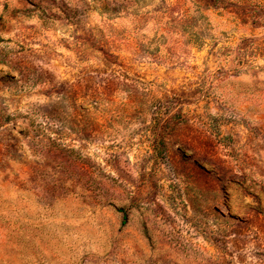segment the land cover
Wrapping results in <instances>:
<instances>
[{
  "label": "rangeland",
  "instance_id": "374dc122",
  "mask_svg": "<svg viewBox=\"0 0 264 264\" xmlns=\"http://www.w3.org/2000/svg\"><path fill=\"white\" fill-rule=\"evenodd\" d=\"M0 264H264V0H0Z\"/></svg>",
  "mask_w": 264,
  "mask_h": 264
}]
</instances>
